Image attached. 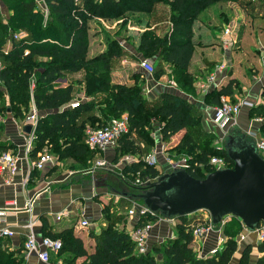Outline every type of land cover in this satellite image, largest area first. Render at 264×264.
<instances>
[{"label":"trees","instance_id":"trees-1","mask_svg":"<svg viewBox=\"0 0 264 264\" xmlns=\"http://www.w3.org/2000/svg\"><path fill=\"white\" fill-rule=\"evenodd\" d=\"M222 1L238 3L247 15L259 13L264 16V0H43L45 16L36 0H0V115L11 113L19 119L26 115L30 103L37 113L42 112L38 113L28 152L29 156H34L32 161L45 150L54 153L55 160L72 158L81 164L89 161L94 153L84 142V129L104 126L124 114L127 128L115 141V152L133 155L136 159L122 166L119 177L115 175L110 184L123 188L127 194L137 192L147 179L152 181L162 174L161 167L144 161L153 146L150 135L153 121L157 122L159 140L163 143L182 132L170 150L178 156L184 154L185 170L192 177L199 179L212 171L208 164L211 156L223 157L230 167L232 163L222 147L212 143L201 145L207 134L199 128L197 116L201 111L194 104L166 91L154 99L145 98L140 87L144 75L140 72L129 75L133 79L129 84L111 80L114 58L128 55L138 62L140 57H152L171 68L180 90L192 92L196 76L187 71L195 44L192 24L204 8ZM157 3L168 8L165 17L168 25L161 32L148 27L140 33L135 45L129 38L125 39V44L132 46L137 56L127 53L118 43L117 36L105 35V49L86 57L90 19H124L126 12L151 13ZM227 21L225 17L221 25ZM19 31L24 35L13 38V33ZM78 71L82 75L76 81H82L84 95H102L100 98L74 100V82L69 81L64 87L55 83L57 78ZM162 73L161 65L157 64L150 75L157 79ZM235 89L238 90V81L228 79L220 86L208 89L204 100L215 106L223 95L235 102L236 99L231 97ZM262 92L263 102L248 108L249 118L264 116ZM75 101L77 105L69 107L68 104ZM2 127L0 122V131ZM259 129L264 133V120ZM8 147L0 140V151ZM135 179L141 184H135ZM125 199L131 206L132 202ZM101 218L104 225L95 232L88 231L87 237L93 241L90 251L84 247L80 234L70 227L52 231L42 220L41 237L60 240L61 247L55 254L58 257L65 252L68 254L62 257L63 264H74L80 256L84 259L79 264H249L250 243L242 245L236 262L231 260L237 248L235 238L241 230L239 220L234 217L223 225L225 240L221 249L203 258L197 257L190 247L192 236L184 216L177 219L175 236L153 241L143 253L135 251L122 214L111 212L105 206L101 208ZM150 218L153 217H140L136 225L140 220ZM255 249L261 254L253 264H264V242L258 241ZM19 251L0 248V264H22Z\"/></svg>","mask_w":264,"mask_h":264},{"label":"crops","instance_id":"crops-1","mask_svg":"<svg viewBox=\"0 0 264 264\" xmlns=\"http://www.w3.org/2000/svg\"><path fill=\"white\" fill-rule=\"evenodd\" d=\"M217 3L211 6H207L202 11L215 10L214 7L217 5ZM233 3L237 5L236 2ZM161 10L164 12L163 18L168 16L167 6L161 3L155 4L153 10L151 11L152 15L155 16V18H157L156 20L159 22H161L159 16L162 15H158V14L160 13ZM202 11L196 16L192 24V33H193L192 39L195 41V44L192 55L189 60V64L187 66V71L191 73L193 76H195L194 73H198L197 74L198 76L200 72H207L206 71L207 68L210 67L213 63L215 64L221 58L222 55V50L220 48L219 37H218L220 32L218 30H215L214 27L212 26L214 22L213 18L207 19L205 17L204 20L202 19L204 21L203 26L202 25L196 26V23H198V18L202 14ZM244 14L247 16L246 12H244ZM91 20L93 19L89 20V29L91 26L90 25ZM156 23L158 24V22H153L152 24H150L149 28L156 27L157 26ZM87 39H88V32H87ZM102 39L101 38L97 39L95 45L93 46H92L93 43H90V41L87 40L88 41L87 52H86L87 58H90L105 49V44L104 42H102ZM136 40L137 39H135V41L133 40L134 45L136 44ZM125 46L126 47H124V49L127 51V53L133 54L135 56L138 55L135 53L132 46H128V44H126ZM195 48L202 50V55L200 56V59H198L197 63L193 59ZM206 50L211 54L210 59L207 58ZM252 50L254 56L250 57L252 58V64L250 61L249 67L250 68L253 67L256 69V70L253 69L254 74L252 78L246 80L244 76L245 74L241 73L240 70L236 69L237 65L231 66V59H228V65H227L228 68L226 70L225 77L221 80L222 82L218 86L225 83L228 79L231 78L236 79L238 81V89L241 90V93L243 95L242 96L243 98L241 97V99L248 100L249 102L252 103V105H256L258 103L263 102V98L261 95L262 89H261L260 77L262 72H264V55L261 53L259 49H256V46H254ZM256 50L258 51V54ZM121 57L126 58V60L128 59V61H126L125 59H124L125 61H122L121 64L123 66H126L128 68L131 67L132 65L135 66L134 68L136 69L130 71V74L132 72H136V73L140 72L147 78L149 76H150L149 79L152 78L150 74H148L147 72H145L144 70L140 69V67L137 66V60H133L132 58L128 57V55L126 56L124 55ZM114 72L115 69H112L111 80L113 82L132 83L133 79L129 77L130 74H128L127 77H125V79L119 80V79H113V77L114 74L118 76L117 74H119L120 72L119 73H114ZM81 75H82L81 71L75 73H69L65 75V77L57 78L55 82H57V86L64 87L69 82L68 81L69 78H73V80L79 79ZM162 77L163 76L161 75L157 79L152 78L153 82H151L150 85L149 84L145 85L143 83H140L141 94L143 96H146L148 99H154L160 92L166 91L185 98L186 100L194 104L203 113L204 112L206 113L208 111L212 112V107L214 106L208 105L204 100V94L206 93V91L203 94L196 93L197 95L190 94L188 97L183 96L181 95L182 90H180L179 88H176L168 84L167 85L163 84ZM244 81H251L250 88L248 89L244 88V83H245ZM237 95H239L238 90L236 89L233 90L231 97L236 98ZM82 98L88 99V97L86 96ZM222 99H228V97L221 95L219 97V102ZM247 114H248V107L242 106L239 109V112L231 120L227 121L222 128L225 129V131H227V129H229L232 126L235 129H240L242 131L251 130L255 132L257 136L264 135L263 131L259 129L260 123L250 121V118ZM15 119L16 118L10 116L2 120L3 133L1 134L0 137V140L4 144L10 146L7 148V150L13 151V153L18 156L17 171L15 175L12 177L0 178V208L5 209L3 221L13 231L12 236L0 239V248L4 249L5 251H14L19 249L20 251L18 255H21L23 258L22 264H32V262L34 261V256L29 255L28 258H24L22 254V243L25 234L27 232L26 223L28 222L29 219H31L33 221L31 230L35 234L36 238L39 239L41 237V232H40L41 221L44 220L52 231H58L60 229L67 227L72 228L74 233L80 234L84 247L88 251H90L93 246V241L91 238L87 237L88 231L93 230V232H95L99 229V226H102L103 224L101 218V205L99 204L101 202L98 197H94V195L96 194L95 192H100V191H92V189L104 188L106 191V188L94 187L93 184L92 186H89L88 184L91 181L89 179L82 181L75 180L74 182H72L70 177L71 175L70 174L67 175L70 172L68 168L69 167L68 165L70 163L68 165H65L63 163L65 160L67 161L71 160V162L74 161L72 158L55 160L53 164H47L41 170L31 168L30 164L33 162L32 160L34 156L32 155L29 156L28 154L24 156L22 151L24 138L26 136L25 135L26 133L22 130V127L26 124L22 123L21 120L18 121L19 123L15 122ZM181 133L182 132L173 135L169 142L163 143L162 141L157 140L155 142L156 144L153 145L152 148L158 151L162 146L164 150L166 149L165 152L169 151V149L173 147L176 144V142H178ZM157 159L160 166H162L163 157L160 152L157 153ZM55 164L57 166V169L54 168ZM60 164L61 167H59ZM52 167L55 170H51ZM109 194H113V193H109ZM60 211H63L64 215H61L59 216L58 219H55V215L58 214V212ZM82 216L88 217L89 220L88 227L80 228L78 226V221L82 218ZM200 219L201 218L198 217L195 221L189 222V224L193 225ZM95 220L96 222H94L93 224H95L96 229H92L93 226L91 222ZM98 223L99 226L97 225ZM132 223H133V218L127 219V221H125V227L127 228L131 226ZM174 232H175L174 226L162 222L161 224L157 225V227L155 226L152 229L150 234V241L152 242V241L164 240L169 236L173 237L174 234L172 235V233ZM214 242H215V234L214 232H211L205 235L200 240L191 241L190 247L193 250V252H195L198 249H200V251H205L206 249L214 245ZM245 243L251 244L249 264H253L256 257H258L261 254L257 252V250L255 249V245L257 241L255 240L254 234L251 233L248 234L245 240L236 243L237 248L232 255V259H231L232 262H236L240 254L242 245H244ZM196 255L199 256V254ZM53 256L57 257L55 253H51L49 256V261ZM83 259H84L83 256L77 257L75 259V264H79ZM49 261L46 264H49Z\"/></svg>","mask_w":264,"mask_h":264},{"label":"built area","instance_id":"built-area-1","mask_svg":"<svg viewBox=\"0 0 264 264\" xmlns=\"http://www.w3.org/2000/svg\"><path fill=\"white\" fill-rule=\"evenodd\" d=\"M77 1V0H74ZM38 6L40 7L43 15H46V7L44 5L43 0H36ZM24 35L23 32H15L13 33V38H20ZM232 30L228 26H225L219 34V44L222 50V55L219 61H217L212 67L211 70L207 73V76L204 79H199L195 82V87L200 91H207L211 87L218 86L225 77L226 70L228 68V59L229 54L228 51L232 48L234 43V37H232ZM261 45V44H260ZM262 46V45H261ZM262 48V47H261ZM258 49L264 55V48ZM24 54H26V50H24ZM137 65L140 69L144 70L148 74L152 72V65L146 59H140L137 62ZM261 89L264 91V72H262L260 77ZM69 107H75L77 102H71L68 104ZM251 107L252 103L245 99H240L235 102H230L227 99L220 100L219 104L212 107V120L219 126L223 127V125L231 120L242 107ZM38 113L36 109L32 106L30 112L27 113L23 119L22 123L30 125L31 129L29 133H26L24 138V144L22 147V151L24 156H26L30 150L31 143L34 137V128L36 125ZM264 120V116H253L250 118V121L261 123ZM127 122L125 115H121L119 118L111 119L107 124L100 127H86L84 129V142L90 149H102L106 146H111L115 144V141L119 137V135L126 131ZM226 132V131H225ZM224 132V133H225ZM247 135H249L253 141L254 146L257 152L264 158V135L257 136L255 132L251 130L244 131ZM160 152L163 157V165L160 166L157 153ZM136 157L133 155L125 154L123 156V160L126 163L131 161H135ZM17 160L18 156L13 153L11 150L0 151V178L1 177H12L15 175L17 171ZM55 161L54 156L43 150L41 153L37 155L35 161L30 164L31 168H35L38 170L43 169V167L47 164H53ZM144 161L148 165H154L161 167V172H167L174 168H186L187 161L185 156H177L174 159L170 158V155L165 152L163 147L161 146L158 151L153 148L145 155ZM100 164V163H98ZM209 167L212 170L220 169L227 167V163L223 157L219 156H211L208 160ZM95 168V166L93 167ZM147 181H150L147 179ZM135 184H141V181L137 179L134 180ZM201 211L204 216L198 220L196 223L189 224L190 232L192 236V241H197L202 239L208 233L214 232L215 234V242L210 248L205 251H200L198 257H206L215 254L218 250L221 249L225 236L223 234V225L225 223V216L221 219L219 224H211L209 220V215L206 211ZM127 216L129 218H133V223L131 226L127 228L129 232V236L134 243V248L137 253H143L147 250L150 242V234L152 229L157 225L165 222L168 225L174 226L177 219L176 218H165L158 215L152 214L148 211L143 205L132 202L129 209L126 211ZM5 214V209L0 208V239L5 237H10L13 234V231L8 227V225L3 221V216ZM64 215L63 211L58 212L55 215V219H58L59 216ZM153 217L147 220H140L139 224L136 225V222L140 217ZM229 216V215H227ZM232 217V216H231ZM128 218V219H129ZM33 221L31 219L26 223L27 232L25 234L23 243H22V254L24 258H28L29 255L34 256V261L32 264H46L49 261V256L51 253H56L60 247L61 242L59 239L51 238L48 236L36 238L35 234L31 230ZM241 230L236 235V243H239L246 239L248 234L253 233L255 240L264 242V223H259L253 230H247L241 223ZM78 226L80 228L88 227L89 220L88 217L82 216V218L78 221ZM171 237V236H169ZM168 237V238H169ZM162 241V240H159Z\"/></svg>","mask_w":264,"mask_h":264},{"label":"rangeland","instance_id":"rangeland-1","mask_svg":"<svg viewBox=\"0 0 264 264\" xmlns=\"http://www.w3.org/2000/svg\"><path fill=\"white\" fill-rule=\"evenodd\" d=\"M232 3L229 1H227V2L222 1V2L217 3V5L214 7L215 10L202 11V14L198 18V23H200V24L196 23V26L197 25L203 26V23H204L203 20L206 17L207 19L213 18L214 22H213L212 26L217 28L219 32L225 26H228L230 28V30H232V35H233L232 37H234V43L231 44L232 48H230V50L228 51L229 58L231 59V66L237 65L236 69L240 70L241 73H244L245 79L248 80V79L252 78V76L254 74L253 69H255L253 67L252 68L249 67L250 61L252 64V58H250V57L254 56L252 49L254 46H256V49H258V47L264 48V16L260 15L259 13L254 14V15L248 14L246 16L244 14L245 11L243 10L242 6L238 5V3H237V5L235 3H233V4ZM241 11L242 12L244 11V12L242 13ZM254 13H256V12H254ZM124 15H125L124 19L109 18V19H93V20H91V22H90L91 26H90V29L88 31V39L87 40H89L90 43H93L92 44V46H93V45H95V42L97 41V39H100V38L102 39L103 36H105V35H108L109 37L117 36L118 37V43L121 44V46L126 47L125 46L126 45L125 39L129 38L133 43V40L135 41V39L138 38L140 33H142V31H144L145 29H147L150 26V24H152L153 22H158V24L156 23L157 26L155 27L157 32H161L162 30L164 31L166 29V26L168 25L167 19L163 18L164 12L162 10L158 14V15H162V16H159L161 22L157 21L156 20L157 18H155V16H153L152 13L141 14V13L126 12ZM156 15H157V13H156ZM225 17L228 18V21L225 22L224 26H222L221 24H222V21L224 20ZM209 22H210V20H209ZM102 42H104L103 39H102ZM256 52L258 54L257 50H256ZM259 54H260V52H259ZM201 55H202V50L195 48L193 59L196 63H197L198 59H200ZM206 55H207L208 59L211 58V54L207 50H206ZM140 58L143 59L142 57H140ZM124 59L126 60V58L119 56V57L114 58V61L111 63L112 69H115L114 73L120 72L119 74H117L118 76H116L114 74L113 79L123 80V79H125V77H127L128 74H130V71L136 69V68H134L135 66H133V65L129 68L126 66H123L121 63H122V61H125ZM144 59H147L153 68L157 64L161 65V69L163 72L162 73L163 84H166V85L168 84V85H171V86L178 88L176 83H175L174 73L170 67H168L166 64L156 62L154 60V58H152V57L150 59H148V58H144ZM40 60H44V58H41ZM214 60H216V59H214ZM126 61H128V59ZM208 68L206 70L207 72H200V74H199L200 76L198 75L199 78H197L198 73H194V75L196 76L194 83L196 81H198L199 79H204L207 76V73L209 71ZM115 77H118V78H115ZM149 77L147 78L146 76H142V78L140 79V83H143L145 85H147V84L150 85L151 82H153V79L152 78L149 79ZM68 81L74 82L73 83L74 87H75L74 100H82L83 99L82 97L85 96L82 81H76V79L73 80V78H69ZM244 82H245L244 88L245 89L250 88L251 81H244ZM55 83L57 84V82H55ZM127 84H129V83L127 82ZM181 93H182L181 95L188 97L190 94L191 95H197L196 93L203 94L204 92L198 90L194 86L192 89V92H185L182 90ZM238 94L240 96L237 95V97L235 98L236 99L235 101L240 100L241 97L243 96L240 89H238ZM101 96L102 95H93V96H88V97L100 98ZM144 97L147 98L146 96H144ZM262 98H263V95H262ZM30 105L31 104L29 103V107L31 109L32 105L31 106ZM30 109L27 111L30 112ZM26 112H25V114H27ZM38 113H42V112H38ZM10 116H11V113H4L3 115H0V122L2 123V120H4L6 117H10ZM22 118L23 117L19 118L18 120L15 119V122L20 121ZM197 122L200 126L199 128H201L207 134V136L203 137L204 140H203V143L201 142L202 143L201 145L204 146L208 143H212L218 147H221V143L223 140L225 129H223L222 127H219L214 121H212V112L211 111H208L206 113L200 112V115L198 114V116H197ZM156 123H157L156 121L152 122L151 125L153 126V128L150 131V135L153 138V145H155L156 144L155 142L157 140H159L158 129L156 127V125H157ZM2 125H3V123H2ZM2 130H3V127H2ZM2 130L0 131L1 134L3 133ZM93 150H94V153L91 156L90 160L87 162H84L81 164L77 163L75 161L71 162V160L70 161L65 160L63 162L65 165H68L70 163L68 165L70 172L67 175H69V174L71 175L70 177H71L72 182H74L75 180H79V181L86 180V179L91 180L90 179L91 176H95L96 179H98V178L99 179H105L106 178L105 176H107L108 177L107 181L113 182V180H114L113 178H115V175L117 176V174L121 170L122 166H124L126 164V162L123 160V156L125 154H122L121 152H115V144H113L111 146H106L102 149H93ZM166 153H168L170 155L171 159H174L179 155L174 150H170V149ZM53 154H51V155L54 156L55 154L54 155ZM181 155H184V154H181ZM98 163H100V164H98ZM94 166H95V168H93ZM59 167H61V164L59 165ZM54 168L57 169L56 164L54 165ZM66 168H67V166H66ZM55 169H53V167L51 168V170H55ZM133 177H136V176L134 175ZM88 185L92 186V181H90ZM94 189H92V191H100V192H95L96 194L94 195V197L99 198V200L101 202V203H99L101 205V208L108 206L111 212L120 213L123 215V217H124L123 222L127 221V219L129 217L125 216V215L127 214L126 211L129 209L130 206L127 204L128 201L124 197H122L120 195L109 194L108 192L105 191L104 188H94ZM203 216H204V214L201 211H196V212L185 215L184 216V222H188V224H189V222H191V221L193 222L198 217L202 218ZM230 218H231V216H225V222H228ZM177 221H176V223H177ZM94 222H96V220L91 222V224L93 226L92 229H96L95 224H93ZM175 224H174V226H175ZM97 225L99 226V223ZM103 225H104V223L102 224V226ZM94 226H95V228H94ZM172 235L175 236L176 232L172 233ZM152 242L150 241L149 245ZM194 253H195V255L199 254L200 249L196 250ZM67 255L68 254L65 252V253L61 254L60 257H58V256L54 257L53 256V257H51L49 264H57L59 262H62V260H61L62 257L67 256ZM59 264H61V263H59Z\"/></svg>","mask_w":264,"mask_h":264},{"label":"water","instance_id":"water-1","mask_svg":"<svg viewBox=\"0 0 264 264\" xmlns=\"http://www.w3.org/2000/svg\"><path fill=\"white\" fill-rule=\"evenodd\" d=\"M30 129L28 124L22 127L25 133ZM221 147L232 165L212 170L199 179L185 168H174L143 183L131 194L111 186L107 176L90 179L94 187H105L107 192L141 204L154 215L178 219L203 210L211 224H219L229 215L251 231L264 223V158L253 139L232 126L224 133Z\"/></svg>","mask_w":264,"mask_h":264},{"label":"flooded vegetation","instance_id":"flooded-vegetation-1","mask_svg":"<svg viewBox=\"0 0 264 264\" xmlns=\"http://www.w3.org/2000/svg\"><path fill=\"white\" fill-rule=\"evenodd\" d=\"M111 183V182H110Z\"/></svg>","mask_w":264,"mask_h":264}]
</instances>
